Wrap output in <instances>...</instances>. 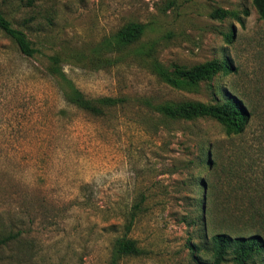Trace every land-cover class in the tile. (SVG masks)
Listing matches in <instances>:
<instances>
[{
  "label": "rangeland",
  "instance_id": "1",
  "mask_svg": "<svg viewBox=\"0 0 264 264\" xmlns=\"http://www.w3.org/2000/svg\"><path fill=\"white\" fill-rule=\"evenodd\" d=\"M0 11L36 50L22 55L0 31V264H209L215 232L264 237V19L251 0H0ZM128 23L143 34L118 48ZM52 57L87 97L125 102L104 115L69 105ZM223 60L229 73L190 90L150 66ZM226 97L246 110L241 135L143 103ZM123 236L141 254L114 260Z\"/></svg>",
  "mask_w": 264,
  "mask_h": 264
},
{
  "label": "trees",
  "instance_id": "2",
  "mask_svg": "<svg viewBox=\"0 0 264 264\" xmlns=\"http://www.w3.org/2000/svg\"><path fill=\"white\" fill-rule=\"evenodd\" d=\"M260 19H264V0H251ZM230 13L224 10H216L212 16L217 18L227 17ZM0 31L11 40L18 51L32 57L36 50L27 38L26 34L15 28L0 11ZM144 26L137 23H128L117 35L115 46L123 48L135 43L143 34ZM49 74L55 79L62 92L64 100L80 110L93 115H104L105 109L112 108L125 102L121 98L101 97L89 98L81 92L75 84L66 76L62 68L58 66L56 58H50ZM153 72L173 89L190 90L199 82L209 80L218 73H229L232 66L229 61H210L195 66L189 70L170 72L156 61L150 64ZM143 103L158 112L163 118L171 121L208 119L216 122L227 136L241 135L247 123V114L240 100L235 97H226L225 101L216 105H205L199 102H164L152 104L143 100ZM214 148L217 145L213 146ZM238 165L241 157L237 159ZM217 165V164H215ZM141 211V204H135L127 218L126 229L129 230ZM244 235H232L225 232H215L211 240V262L209 264H222L231 256L235 264H247L261 252H264V237L258 231H248ZM4 240H0L2 244ZM141 250L136 242L126 236L117 238L113 245L112 257L114 260L127 256H138Z\"/></svg>",
  "mask_w": 264,
  "mask_h": 264
}]
</instances>
